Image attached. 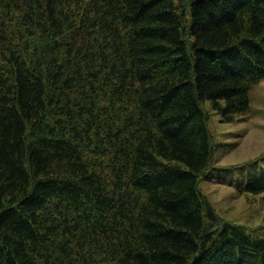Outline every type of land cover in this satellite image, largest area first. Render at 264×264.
<instances>
[{
    "label": "trees",
    "instance_id": "1",
    "mask_svg": "<svg viewBox=\"0 0 264 264\" xmlns=\"http://www.w3.org/2000/svg\"><path fill=\"white\" fill-rule=\"evenodd\" d=\"M262 80L264 0H0V264H264L199 189Z\"/></svg>",
    "mask_w": 264,
    "mask_h": 264
},
{
    "label": "rangeland",
    "instance_id": "2",
    "mask_svg": "<svg viewBox=\"0 0 264 264\" xmlns=\"http://www.w3.org/2000/svg\"><path fill=\"white\" fill-rule=\"evenodd\" d=\"M214 152L209 180L199 189L214 210L217 224L230 223L264 234V194L241 190L248 174L264 170V80L249 90L248 109L223 121L206 103Z\"/></svg>",
    "mask_w": 264,
    "mask_h": 264
},
{
    "label": "bare ground",
    "instance_id": "3",
    "mask_svg": "<svg viewBox=\"0 0 264 264\" xmlns=\"http://www.w3.org/2000/svg\"><path fill=\"white\" fill-rule=\"evenodd\" d=\"M186 11V10H185ZM134 136V135H133ZM144 137V136H143ZM69 196V195H68ZM84 197V196H83ZM105 200V199H104Z\"/></svg>",
    "mask_w": 264,
    "mask_h": 264
}]
</instances>
